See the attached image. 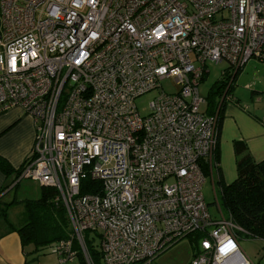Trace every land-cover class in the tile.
Returning <instances> with one entry per match:
<instances>
[{"label":"built area","instance_id":"1","mask_svg":"<svg viewBox=\"0 0 264 264\" xmlns=\"http://www.w3.org/2000/svg\"><path fill=\"white\" fill-rule=\"evenodd\" d=\"M251 59L264 63V0H0V116L32 120L18 179L66 210L55 264H92L86 233L103 264H151L195 233L190 264H254L202 197L218 119L198 93L206 63L235 74ZM165 79L176 91L140 116L135 100Z\"/></svg>","mask_w":264,"mask_h":264},{"label":"trees","instance_id":"2","mask_svg":"<svg viewBox=\"0 0 264 264\" xmlns=\"http://www.w3.org/2000/svg\"><path fill=\"white\" fill-rule=\"evenodd\" d=\"M230 71L229 68V71L223 72L222 81L217 90L207 99V108L204 111L207 116H217L218 135L225 97L230 96L233 81L239 72L231 74ZM231 79H233L232 83L226 90ZM216 96L219 102L215 101ZM223 97V102H220ZM233 150L236 158V179L229 185H224L221 181L217 183L221 195L220 205L226 211L227 217L241 230L237 232L238 236L243 234L251 239L264 241V160L255 162L246 144L241 141L233 142ZM217 158L218 149L215 153V161L218 165ZM0 172L7 177L14 173L11 166L2 158H0ZM203 173L206 176V171ZM18 175L19 170L16 171V178ZM56 198L55 190L41 187L40 197L37 200L25 202L24 223L20 228H14L7 221L10 204L0 202V239L6 234L16 233L21 247L31 246L32 252L35 253L48 249L54 243L67 240L71 234L70 224L64 206L56 201ZM187 238L193 242L192 252L194 253L197 250L198 241L203 236L195 233ZM95 242L94 235L92 237L90 233L84 235V244L92 264H103L99 245L95 247ZM78 264H86L81 254L78 256Z\"/></svg>","mask_w":264,"mask_h":264},{"label":"crops","instance_id":"3","mask_svg":"<svg viewBox=\"0 0 264 264\" xmlns=\"http://www.w3.org/2000/svg\"><path fill=\"white\" fill-rule=\"evenodd\" d=\"M251 61L252 59L238 72L233 83L243 79V75L239 76L240 72L247 74L246 72L253 70L258 82L254 84V88L257 89L260 86L264 89V63L255 59L254 62ZM232 89L233 84L230 96L225 99L221 111L217 145L218 165L212 173L206 171V175H210L212 180L215 174L216 182L221 181L224 185H229L236 179L233 142H244L255 162L264 160V95H261L259 91L251 90L254 98H251L249 105L243 107L235 96L236 91L234 93ZM242 89L250 91L249 84L246 83ZM220 102H223V98ZM33 139L32 120L19 110H11L0 116V158L5 160L14 171L9 177L0 172V201L9 187L19 183L16 171L29 156ZM27 248L32 249L31 246L22 248L16 233L6 234L0 239V264H30V261H32L31 264H41L37 257L29 259ZM32 253L34 255L35 252Z\"/></svg>","mask_w":264,"mask_h":264},{"label":"rangeland","instance_id":"4","mask_svg":"<svg viewBox=\"0 0 264 264\" xmlns=\"http://www.w3.org/2000/svg\"><path fill=\"white\" fill-rule=\"evenodd\" d=\"M251 62H254L252 59ZM258 64V63H257ZM228 65L226 62H221L219 64L206 63L205 75L198 85V93L201 98L205 100V105L201 107L202 112L207 108V99L211 97L212 92L217 90L219 83L222 81L223 72L228 71ZM244 73V74H243ZM240 72V75H243V79L233 83V91H236V98L239 99V102L243 107L249 105L251 102L252 96L251 90L261 92V95H264V89L260 86L257 89L254 88V84H257V76L253 70L246 72ZM249 84V90H243L245 84ZM261 84V82H259ZM165 94H172L176 91V87L172 80L165 79L162 80L159 84V88L149 92L145 95L140 96L135 100V107L140 116H145L148 113V105L159 96L160 92ZM224 93V89H223ZM239 97H238V96ZM215 101L219 102L218 97H215ZM214 181V182H213ZM41 187L38 183L22 179L17 185H12L9 187L5 194L2 196V204H10L9 210L7 212V221L14 228H20L24 223V204L27 201L37 200L40 197ZM202 197L204 203L207 207V211L212 220L217 221L221 219V215L227 217L226 211L220 205L221 195L220 188L216 182V176L214 174L213 180L210 175L205 176V181L201 189ZM220 205V206H219ZM93 235H91L92 237ZM99 240L96 239L94 246H98ZM192 244L193 242L185 238L168 250L158 255L151 264H190L192 259ZM239 247L243 254L250 259L254 264H264V241L251 239L244 236L243 234L239 235ZM99 249V248H98ZM29 253V259H34L37 257L41 264H54L55 256L48 253V250L45 249L42 252L34 253L32 255V249L27 248ZM32 253V254H31ZM32 261H30L31 264Z\"/></svg>","mask_w":264,"mask_h":264}]
</instances>
